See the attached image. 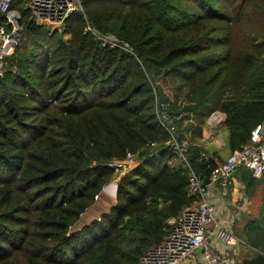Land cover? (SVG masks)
<instances>
[{
	"label": "trees",
	"instance_id": "trees-1",
	"mask_svg": "<svg viewBox=\"0 0 264 264\" xmlns=\"http://www.w3.org/2000/svg\"><path fill=\"white\" fill-rule=\"evenodd\" d=\"M81 3L131 51L101 47L81 11L62 31L25 23L0 74V264H139L196 199L160 110L196 144L204 176L217 165L201 156L214 112L231 152L264 122V0ZM129 151L137 165L120 174L110 163ZM235 173L251 198L262 192L242 236L264 252V175ZM118 176L116 204L72 232Z\"/></svg>",
	"mask_w": 264,
	"mask_h": 264
},
{
	"label": "built area",
	"instance_id": "built-area-1",
	"mask_svg": "<svg viewBox=\"0 0 264 264\" xmlns=\"http://www.w3.org/2000/svg\"><path fill=\"white\" fill-rule=\"evenodd\" d=\"M76 10L85 14L81 0H0V74L7 65V58L20 44L27 21L62 27ZM85 18L84 32L92 34L101 47L131 51L112 33L98 30L86 14ZM183 114L175 116V119H180ZM160 118L162 125L172 134L170 142L175 151L189 169V193L196 199L170 219L166 237L147 250L139 264H232L228 252L219 250L218 245L229 249L244 240L219 220L217 206L208 200L207 187L213 184L228 188L240 167L249 169L257 178L264 175V122L252 131L246 146L235 149L225 159L217 161L208 176L210 183L206 184L203 173H197L195 163L189 159V150L196 144L190 140H178L172 126L174 117L168 110H160ZM216 120H219V116L209 119V123ZM201 156L206 160L210 158L206 151H202ZM136 158V154L129 151L125 159H115L110 165L122 174L136 165Z\"/></svg>",
	"mask_w": 264,
	"mask_h": 264
},
{
	"label": "crops",
	"instance_id": "crops-1",
	"mask_svg": "<svg viewBox=\"0 0 264 264\" xmlns=\"http://www.w3.org/2000/svg\"><path fill=\"white\" fill-rule=\"evenodd\" d=\"M216 113L217 114L213 113L209 117V119H213L215 116H219V120L209 123L208 119V122L203 131L204 137L202 140V144L208 147L210 156H213L216 161H220L225 159L231 153V150L227 146L228 131L225 125L226 115L221 111H216ZM218 154L220 156H218ZM244 188L245 184L240 176V173L234 174L230 186L226 189L217 187L213 184H210L207 187L208 200L217 206V216L219 220L222 223L226 224L233 231H235V233L244 240L243 243H237L229 249L223 247L220 244L218 245L219 250L223 251L224 253L228 252L232 264H242L243 258L254 255L255 250H258V252H262L261 250L251 246L250 243L247 242L246 238L240 235V233L242 234L244 224L249 220L251 216L255 215L258 212L259 207L262 204L263 197L261 192L258 196H254L253 198H251L249 194L246 193ZM261 188H259V190L263 191V186H261ZM100 196L101 195H99V197ZM105 200L106 197L105 193L103 192L100 201H96L94 205H92L86 210L85 213L82 214V217L79 221V223L81 224L78 225V227L80 226L79 229L97 218L96 209L97 207H100V205H102V202H105ZM115 204L116 200L111 206ZM107 211L108 209L103 212ZM102 213H100V215ZM238 223H242V227L239 230L236 229ZM248 248L250 249V252L248 251Z\"/></svg>",
	"mask_w": 264,
	"mask_h": 264
},
{
	"label": "rangeland",
	"instance_id": "rangeland-1",
	"mask_svg": "<svg viewBox=\"0 0 264 264\" xmlns=\"http://www.w3.org/2000/svg\"><path fill=\"white\" fill-rule=\"evenodd\" d=\"M66 24V23H65ZM65 24L62 26V27H57V26H54V25H49V24H45V25H43V26H45V28H47V29H49L50 31H54V30H57V31H62V28L63 27H65ZM66 38H68V37H70V35H66L65 36ZM215 114H217V113H215ZM209 119V118H208ZM133 164H135V163H133ZM136 165H137V161H136ZM136 165H134L133 167H135ZM132 167V168H133ZM131 168V169H132ZM127 172V171H126ZM122 174H124V173H122ZM119 178L120 177H118L116 180H114L113 182H111L109 185H107V186H105L104 187V189L101 191V193L99 194V195H101L102 196V194H103V192L105 193V197H106V200H108V201H106L105 200V202H102V205H100V207H97V209H96V212H97V218L96 219H100V217H98V216H101L103 213H106V212H103V211H105V210H107L108 209V211L110 210V208L112 207L111 205L114 203V201L116 200V197H117V192H118V189H117V187H118V180H119ZM114 184H116V193H110L107 189L110 187V186H113ZM101 196L99 197V199H98V197H97V201L99 200L100 201V199H101ZM105 204V205H104ZM107 211V212H108ZM103 212V213H102ZM100 213H102L101 215H100ZM83 217H85V216H83ZM95 220V219H94ZM80 221V220H79ZM79 221L71 228V231L72 232H75L76 230H79V227H78V225H80L81 223H79ZM89 221V220H88ZM93 221V220H92ZM92 221H90V222H92ZM89 222V223H90ZM79 223V224H78ZM89 223H87V224H89ZM86 224V225H87ZM85 226V225H84ZM242 227V223H238V225H237V227H236V229L237 230H239L240 228ZM240 235L242 236V234L240 233ZM248 251L250 252V249L248 248ZM256 252H258V250H255L254 251V254L256 253Z\"/></svg>",
	"mask_w": 264,
	"mask_h": 264
},
{
	"label": "water",
	"instance_id": "water-1",
	"mask_svg": "<svg viewBox=\"0 0 264 264\" xmlns=\"http://www.w3.org/2000/svg\"><path fill=\"white\" fill-rule=\"evenodd\" d=\"M195 168H196L197 173L203 172L200 160L195 161ZM204 180H205L206 184L210 183V179L208 176H205ZM117 189H118V187H117ZM242 264H264V253L263 252H257L254 255L244 257L242 260Z\"/></svg>",
	"mask_w": 264,
	"mask_h": 264
},
{
	"label": "bare ground",
	"instance_id": "bare-ground-1",
	"mask_svg": "<svg viewBox=\"0 0 264 264\" xmlns=\"http://www.w3.org/2000/svg\"><path fill=\"white\" fill-rule=\"evenodd\" d=\"M113 185V184H112ZM111 194L112 193H116V184H114L113 186H110L108 189H107ZM113 195V194H112ZM114 196V195H113ZM108 201V200H106Z\"/></svg>",
	"mask_w": 264,
	"mask_h": 264
}]
</instances>
